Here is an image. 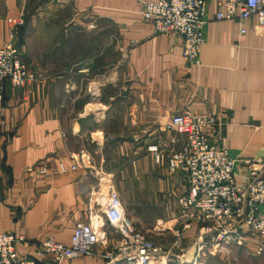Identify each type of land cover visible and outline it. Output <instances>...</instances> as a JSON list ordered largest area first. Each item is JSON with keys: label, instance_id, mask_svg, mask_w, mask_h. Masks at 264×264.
Returning <instances> with one entry per match:
<instances>
[{"label": "crops", "instance_id": "crops-1", "mask_svg": "<svg viewBox=\"0 0 264 264\" xmlns=\"http://www.w3.org/2000/svg\"><path fill=\"white\" fill-rule=\"evenodd\" d=\"M142 1L0 0V48L14 31L23 61L37 73L24 86L6 81L0 99V233L24 235L28 252L51 237L69 244L75 226L95 218L107 233L93 256L60 262L47 256L40 264L106 263L103 255L122 241L104 214L114 185L134 230L167 253L188 241L189 219L179 203L187 183L167 166L186 141L170 128L176 114L218 120L213 138L235 160L240 186L264 157V37L257 18L217 21L211 2L196 67L184 60L180 37L158 34L143 20ZM67 10L71 22L64 24ZM10 19L20 24L12 27ZM81 159L89 166L61 171L62 163ZM231 236L260 240L243 231Z\"/></svg>", "mask_w": 264, "mask_h": 264}, {"label": "built area", "instance_id": "built-area-1", "mask_svg": "<svg viewBox=\"0 0 264 264\" xmlns=\"http://www.w3.org/2000/svg\"><path fill=\"white\" fill-rule=\"evenodd\" d=\"M211 2L217 8V21L256 17L257 32L264 37V0H144L141 16L156 33L180 37L184 60L198 67L206 39L205 17ZM9 23L12 27L20 24L13 19ZM246 33L241 29V35ZM14 34L12 31L10 42L0 48V99L6 81L24 86L37 80L35 70L23 61L14 43ZM217 125L218 120L213 116L188 112L176 114L171 119V130L186 138L183 147L167 157L169 171L181 173L187 183V191L179 199L181 211L188 218L212 225L210 228L216 231L228 223L232 229L221 231L223 239L234 232L239 236L242 231L259 237L257 251L264 254V157L255 161L256 168L249 167L250 180L240 186L234 173L235 160L213 138ZM156 161H161L159 155ZM88 166L89 162L81 159L70 166L62 163L60 169L69 172ZM104 214L109 225L122 235L117 251L103 255L105 264H119L120 261L154 264L161 247L126 223L122 201L113 187L104 200ZM104 226V222L95 218L91 223L75 226L69 244L51 237L35 243L29 252L22 248L26 243L24 235L0 233V264H40L38 259L47 256L57 262L93 256L98 246L107 241ZM237 239L240 240V236Z\"/></svg>", "mask_w": 264, "mask_h": 264}, {"label": "rangeland", "instance_id": "rangeland-1", "mask_svg": "<svg viewBox=\"0 0 264 264\" xmlns=\"http://www.w3.org/2000/svg\"><path fill=\"white\" fill-rule=\"evenodd\" d=\"M66 13H67L65 15L66 17H63L64 21L62 20V23L64 24L70 23L71 21L69 19L72 17L70 15V10H67ZM64 40L65 38L63 37L58 42L63 43ZM63 53H65V56H67V49ZM57 66L63 67V64ZM113 188L116 190L115 185ZM130 210L131 209L128 208L127 209L128 212L124 213V215L125 216L126 214L129 215ZM143 215L144 214H142V216ZM188 219H189L188 225H190L189 228L190 236L188 238V241L183 240L181 246H179L180 245L179 243L169 253H167L168 250L167 248H165V245H163V243L154 242L161 247V251L158 257L156 258L154 264H162L163 262L162 258L164 257L168 261L167 264H264V254H259L257 251L258 245L260 244L261 240H257L254 237H252L251 241L244 242L239 239H234L233 236H231V238L228 236L227 239H223L222 237H220L222 234L221 231L222 230L227 231L229 229L230 230L232 229V227H230L228 223L223 224L222 228H218V230L216 231L210 228L212 227V225L210 224L196 221L194 220V218L191 217H189ZM193 226L200 227L201 231L202 229L204 230L206 229V232L208 234L199 233L197 235L198 228L196 229L191 228ZM226 226L229 227L227 228ZM144 228L147 229L148 225L144 226ZM139 231L142 232V230ZM203 237H205V239ZM219 239L222 240L219 241ZM254 239L257 241H254ZM168 240L169 239H166L165 241L168 242ZM116 251L117 249L112 252H116ZM163 253L166 254L167 256L163 255ZM119 264H125V262L120 261ZM164 264H166V262H164Z\"/></svg>", "mask_w": 264, "mask_h": 264}]
</instances>
